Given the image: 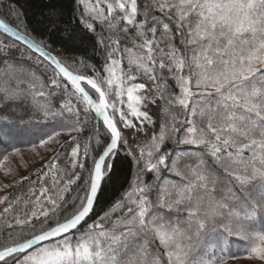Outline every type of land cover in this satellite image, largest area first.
Wrapping results in <instances>:
<instances>
[{
	"label": "snow or ice",
	"instance_id": "6c2138e0",
	"mask_svg": "<svg viewBox=\"0 0 264 264\" xmlns=\"http://www.w3.org/2000/svg\"><path fill=\"white\" fill-rule=\"evenodd\" d=\"M70 3L64 54L0 0V264H264V0ZM32 118L45 154L13 168Z\"/></svg>",
	"mask_w": 264,
	"mask_h": 264
},
{
	"label": "trees",
	"instance_id": "16d2710c",
	"mask_svg": "<svg viewBox=\"0 0 264 264\" xmlns=\"http://www.w3.org/2000/svg\"><path fill=\"white\" fill-rule=\"evenodd\" d=\"M19 9L23 10L29 27L34 31L37 39L43 38L50 41L53 48L63 50L64 54H70L73 51H83V47L79 45H71L64 33V24H61L60 30L50 31L48 27V14L53 9L62 13V21L68 23L72 16V5L70 0H15ZM27 120V117H26ZM45 131H50L49 126L43 119L37 120L32 118L29 131L23 134H14L10 137L7 151L12 152L13 149L19 150V156L10 157L12 167L17 164H24L28 171H34L39 167L40 157L45 154V149L39 147V140ZM67 139V137H64ZM3 146H0V151ZM135 169L130 159L124 158L123 155L117 158L116 168L114 170V181L104 186L96 204V212L106 209L109 204L115 201L121 195L126 182L134 177ZM20 175H26L27 172L21 170ZM18 179V177H17ZM0 182L3 181V172H0ZM12 191V189H9ZM232 251L239 257L238 264H247L244 259L246 251L243 248L233 246Z\"/></svg>",
	"mask_w": 264,
	"mask_h": 264
},
{
	"label": "rangeland",
	"instance_id": "374dc122",
	"mask_svg": "<svg viewBox=\"0 0 264 264\" xmlns=\"http://www.w3.org/2000/svg\"><path fill=\"white\" fill-rule=\"evenodd\" d=\"M239 262H235V264H238Z\"/></svg>",
	"mask_w": 264,
	"mask_h": 264
}]
</instances>
